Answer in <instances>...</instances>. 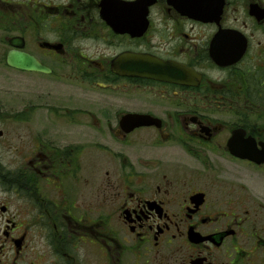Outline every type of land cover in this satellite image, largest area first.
Masks as SVG:
<instances>
[{"label": "flooded vegetation", "instance_id": "obj_1", "mask_svg": "<svg viewBox=\"0 0 264 264\" xmlns=\"http://www.w3.org/2000/svg\"><path fill=\"white\" fill-rule=\"evenodd\" d=\"M11 51L51 72L0 131V264H264V164L228 148H264V0H0Z\"/></svg>", "mask_w": 264, "mask_h": 264}, {"label": "rangeland", "instance_id": "obj_2", "mask_svg": "<svg viewBox=\"0 0 264 264\" xmlns=\"http://www.w3.org/2000/svg\"><path fill=\"white\" fill-rule=\"evenodd\" d=\"M28 97V84L26 83L25 75L18 73L14 70L7 68L6 66H0V110H3L5 115L0 119V131L7 132L9 127L15 125V117L12 116L15 112L21 113L18 115L20 122L16 123L18 126H22L21 120L25 119L22 115L26 107V100ZM5 121V123H2ZM6 125V127H4ZM8 141V139H7ZM6 149L0 148V153H3L5 159L2 161L4 167H8L10 154L4 152Z\"/></svg>", "mask_w": 264, "mask_h": 264}, {"label": "water", "instance_id": "obj_3", "mask_svg": "<svg viewBox=\"0 0 264 264\" xmlns=\"http://www.w3.org/2000/svg\"><path fill=\"white\" fill-rule=\"evenodd\" d=\"M144 60L150 62L151 64H154L155 62L154 59H150L147 57H145ZM7 62L10 66H13L20 70H25V71L36 70L40 72H49L48 69L41 67L40 65H38V63H36V61L33 58L22 52H15V51L10 52L7 57ZM128 71H129V75L131 76L144 75L145 77L153 78L156 77L155 73H157L159 69H157V67L154 66H149V67L130 68L128 69ZM239 141H240V134L237 133L236 137L233 138L230 143V150L233 154L241 158L257 161V163H262L264 161L263 156L258 157L255 153H252L251 148L248 147L247 145L238 146L237 143H239Z\"/></svg>", "mask_w": 264, "mask_h": 264}]
</instances>
